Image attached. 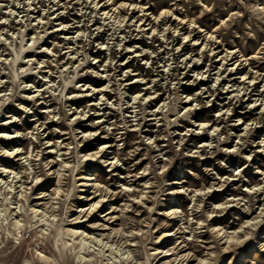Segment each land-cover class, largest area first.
<instances>
[{
    "label": "rangeland",
    "instance_id": "rangeland-1",
    "mask_svg": "<svg viewBox=\"0 0 264 264\" xmlns=\"http://www.w3.org/2000/svg\"><path fill=\"white\" fill-rule=\"evenodd\" d=\"M0 264H264V0H0Z\"/></svg>",
    "mask_w": 264,
    "mask_h": 264
}]
</instances>
